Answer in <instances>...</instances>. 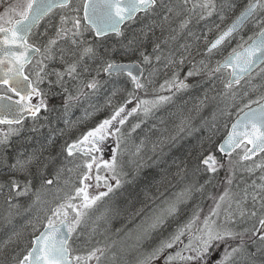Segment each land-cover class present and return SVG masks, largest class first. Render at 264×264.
Wrapping results in <instances>:
<instances>
[{"label":"snow or ice","instance_id":"snow-or-ice-1","mask_svg":"<svg viewBox=\"0 0 264 264\" xmlns=\"http://www.w3.org/2000/svg\"><path fill=\"white\" fill-rule=\"evenodd\" d=\"M184 3L187 4L188 0H184ZM70 5L71 0H26L22 7L9 6L0 15V86H3L0 89V125L8 126L6 130L0 131V147L7 146L11 136L19 135L23 131L26 115L33 118L34 123L31 130L33 132L39 130L35 121L39 117L41 109L48 111L49 108L43 98L44 93L39 89L38 85L43 83L47 76L55 75L56 77L54 82L49 81L50 85L55 84L63 87L65 77L79 79L77 69L85 58L96 59L99 57V53L93 47H81L80 43L75 39L76 36L82 35L81 18L79 16L72 17V27L66 28L64 25L68 18L62 15L61 28L56 33V39L50 38L43 47L29 43L30 36L45 17L57 9H66ZM158 5L164 6L161 0H84L82 6L83 19L88 22L97 37L108 36L109 33L114 34L116 37H124L122 25L126 22L135 21L139 13H144L145 15L152 13ZM197 7L206 10L207 16H211L216 9L214 0H203L202 3L193 4L190 11H195ZM234 7L235 5H229L230 9ZM258 9H264V0H252V2H249L240 11L239 15L219 32L214 40H206L208 45L206 51L211 54L214 49H217L226 40L233 37L234 34L241 32L247 24L252 22ZM72 10L79 12L80 8L75 7ZM168 11L172 12L173 9L169 7ZM177 14L179 15V13ZM200 18H205V12H201ZM163 19L167 21L168 17L165 16ZM220 19L223 21L225 18L221 16ZM189 23L190 19L182 21L180 30L187 28ZM255 27L258 31L254 35L249 36L247 41L239 44L237 46L239 50L234 48L223 61H218L216 67L209 73L211 75V73L230 69L229 79L225 82L227 89H231L234 84H240L245 76H251L257 68L264 71V18L256 22ZM69 33H71L70 37ZM61 38L68 39L76 50L61 46L59 48V60L65 64L64 71H58L55 68L50 72L45 71L48 68L46 61L57 59L55 49L58 40ZM146 38L147 33L141 30L140 36L128 38L127 42L122 44V47L125 52L139 50L142 63L151 64L153 56L146 54L140 47ZM169 39L175 40L176 36H170ZM241 40H243V37H241ZM164 43L167 44L168 40H165ZM184 47L187 50V46ZM111 51H115V49H106V52ZM153 53L157 63L162 58L172 65H183L185 62L184 57L176 60L171 53L165 57L159 43L154 45ZM66 56L75 57V59L69 62L65 59ZM99 58L103 61L102 71L107 73L109 77L127 76L131 79L136 89L144 88V84L141 83L142 69L139 62L121 63L110 57L107 59ZM34 60L36 61L35 81L25 74L26 66L32 64ZM200 64L201 67L193 64L184 80L179 78V72L177 71L171 80H166L165 84L161 85V90L171 91L175 88L176 91H180L189 88L190 85L185 82L187 77L199 75L207 67L204 61H201ZM97 74H99V71ZM97 87L98 81L95 79L81 81L77 88V94L75 96L69 94L67 100H79L80 96L86 95L85 88L94 91ZM64 90L67 91V88ZM9 93L14 94L18 99L13 100V96L9 95ZM129 95L131 96L132 94L130 93ZM33 96L40 97L37 104H32ZM170 99V96H161L158 100H142L131 112H136L140 106H143L144 115L147 116L159 103L167 102ZM130 102L131 100L128 101V103ZM253 103L259 104V101H253ZM65 107H67V103ZM245 107L249 110L244 112L241 109L243 116L239 117L232 125L230 134L224 140V143L219 146V150L226 153L229 158L233 151L245 143L252 146L244 149L242 158L245 160L251 159L252 155L257 152H264V104H260L255 109L251 108L250 105H245ZM124 112L125 108L123 105L118 107L110 119L103 120L97 127L88 131L82 139L63 146V151H66L68 157L78 154L89 156L93 152H100L99 145L112 134L113 121L123 125L127 115L131 114L128 113L125 116H121V113ZM118 117L119 120H117ZM17 125L19 127H15ZM135 127H139V125H135L133 130H135ZM115 132H120V128L116 127ZM117 147H119V138H117ZM46 150L44 147L34 149L32 154L27 157H24L23 152H21L14 163L9 164L6 159L0 160V163H3L15 173L26 177H32V168L36 167V174L43 177L48 163L54 160L53 156L44 155ZM96 160L97 157L92 156L91 162L85 163L84 166L88 171L82 174L81 184H83V187L76 188V196H69L66 203L51 210V215L47 217L43 231H40L39 235L35 237L32 241V247L23 259L18 261V264H88L93 258L99 260L96 253L101 252V249L91 251L86 256H73L69 247V239L72 233L76 231L82 217L86 215L85 212L79 209L91 208L96 201L108 194L107 192H102L99 195L90 197L87 192L89 185L84 184V181L90 179L89 173ZM202 163L206 166V170L211 172H216L220 167H223L213 155H208L202 160ZM102 165L113 173L112 178L116 179V186L119 187L120 181L116 178V156L113 155L111 161H102ZM79 166L77 165V167ZM100 166V164H97V169ZM63 171V168L57 170L55 174L57 181ZM68 171L71 172L73 169H68ZM249 171H252V169H249ZM95 178L97 182L101 179L99 174ZM261 179H264V177H261ZM228 183H232L231 178L228 179ZM52 184L53 179H42L40 187L33 191L32 179L25 180L23 187H21L19 179H12L9 187L15 191L17 196H26L31 193L35 198L33 204H37L41 202L42 195L46 191L45 185ZM106 186L108 192L113 190L111 185ZM258 187L261 190L260 194H251L252 208L246 207L247 190H245L244 197L239 200H235V194L228 189L219 197H212L214 206L203 220L200 217L201 210L197 209L194 211L186 223L177 227L166 238L160 239L158 245L144 256L140 264H152L153 260L158 259L167 249H171L177 244L183 245L181 252H177L175 255H168L165 264H170L171 261L176 259L191 262V264H235L237 254H243L245 258H249L254 257L257 253H264V184ZM76 197L82 198V203L79 206L70 202ZM180 202L178 198L168 204L165 209L151 216L143 228L141 239H150L152 233L163 229L168 219L179 213ZM233 204H235L234 209ZM67 208L75 210V217L71 220L68 219L69 213L65 210ZM222 210L224 218L223 222L219 223ZM249 221H254L250 227L239 228L240 224H246ZM185 236L188 238L187 244H184L182 240V237ZM245 236H249L255 246L256 251L254 253L248 252L245 247ZM236 241H239V243H233ZM182 252L191 254L184 256ZM250 264H264V260L257 262L252 259Z\"/></svg>","mask_w":264,"mask_h":264},{"label":"bare ground","instance_id":"bare-ground-1","mask_svg":"<svg viewBox=\"0 0 264 264\" xmlns=\"http://www.w3.org/2000/svg\"><path fill=\"white\" fill-rule=\"evenodd\" d=\"M244 2L245 0H218L217 7L225 11L229 8L230 4L235 5L233 11L231 12L229 9L228 12L229 15L233 13L232 18L235 19V17L239 15L240 11L242 10L241 9L238 11L236 9L240 7L241 3ZM174 18L175 17L167 21L164 20L167 25L170 26L171 30L177 29ZM186 19H190L189 26L192 27V29L189 32L184 31L181 37L176 38L175 41L168 40L167 44L161 46V51L164 53L165 57L169 53H171L173 58L176 60L184 57L185 62L183 65L168 64V61L164 58H162L161 61L157 63L154 59L155 54L153 53V50H149L148 47H145L144 52L153 56V61L151 64L142 63V58L140 57L139 53L126 54L117 50L116 54H114L115 51H113L110 55L108 54L106 57H103L105 59L110 57L116 62L121 63H142H140V65L143 67L141 83L144 80H147L148 84L145 86V89H138L141 92V96L137 100L136 106H138L139 101L158 100L159 97L164 95L166 96L167 92H160L161 84L165 83L166 80L172 79L174 73L177 71L179 72V76L187 74L193 65L188 62V53L194 46L195 47L191 53L195 52V55L198 53L197 58H199V62L196 64L197 67L201 66V61L214 54V52L209 54L206 51L208 45L205 44V53L202 52L203 55L199 56V52L202 49L200 50L201 45L197 43L198 39H201L203 44L206 43L205 38H202L203 33H201V36L199 37V33L202 31L204 32V30H206L208 27L206 21L203 20L204 18L196 19V17H181L180 20L184 21ZM132 32H130V34ZM130 34L129 37L128 35L126 36L123 43L127 42V37H131L132 34ZM190 34H192L189 39L191 43H185L186 40L184 39V36ZM205 37L207 36L205 35ZM88 42H84L83 44L80 43L81 47H83ZM157 43L160 44L161 40H157L154 44ZM179 43L181 44L179 45ZM184 46H187L188 49L185 50ZM95 47L97 51H101L108 46L105 44H97ZM73 50H76L75 46L73 47ZM56 55L57 59L53 61H46L48 68L45 71L50 72L53 68L64 71L65 64L62 63L58 58L60 55L59 49H56ZM130 58L137 60L129 61ZM65 59L71 62V60L75 59V57L66 56ZM102 63L103 61L100 58L94 61H85L84 59L79 66H87V69L86 71H83V74L80 76L79 80L70 79L71 84H73L72 86H68L67 83L63 87L57 85L59 87H55L56 89L48 96V99L53 103L52 114L44 120V123L37 126L39 130L33 132L31 129H29L27 131V139L24 142L19 139L6 152H3L2 155L0 154V160L6 159L8 162L13 156L20 155L21 152H23L24 157H27L32 154L34 149H40L41 147H44L47 149L44 155H52L54 157V160L48 163L43 177H40L36 174V167L32 168L33 176L26 177L15 173L3 163H0V175H6V178L9 179V185L12 179H19L23 187V182L25 180L32 179V189L35 191L40 187L42 179H53L54 184V173L56 174L58 169L63 168L64 171L62 173H65V171H68V169L75 168V164L72 165L73 160H71L70 164L67 161L73 157H69L68 159L66 151H63V146L80 140L81 137L88 130H91L92 127L95 126V123H97L100 118L106 114L107 109L104 104L98 105L99 108L92 110L91 107L95 105V102L91 103L90 105H84L80 107V103L72 104V101H68L67 96L69 94L74 95L77 93V88L81 81H88L92 79L98 81V87L96 90H94L95 92L92 89L87 90L85 88V96L88 94H93L97 101H102L108 94L113 93L111 90V84L115 81V79L106 76L105 72L102 71ZM98 71L99 74H97ZM205 73H207V71H204V74ZM102 74L104 77L103 79L101 78ZM200 74L193 77H188L194 79V83L190 91L178 96H170L167 94V96L171 97L169 101L159 103L157 107H155L149 113L148 118L146 117V119L142 118L141 120L135 121L134 126L138 124L139 127H136V129L133 131V135L126 139L124 154L120 156L117 162V173L118 175L122 174L123 181L122 179L120 180L123 184L125 182L129 186L135 185L136 187V184L138 183V189L142 190L140 200L143 202L142 204H133L134 201L131 200L129 202V207H131L129 214H132L137 209L141 211L151 200H154L155 203L152 207L146 208L143 210V212L141 211L139 215L138 213L132 215V217H137H135L132 222L127 223L128 226H126L125 232H116L112 236L107 237L106 247L110 248V252H113L108 254V256L115 257V263L120 262V264H138L140 257L134 259L126 258L133 255L136 251L138 255L142 252L141 249L143 248L150 249L152 247H156L160 239L166 238L176 229V227H179L187 222L188 218H190L193 214L192 208L195 204L207 202L210 197L213 195L215 196V194L218 192V189L216 188L217 182L219 180L218 177L211 178L203 168L204 165L202 164V160L208 155L204 156L202 159L201 157L197 158L194 164L191 162V160L185 159L183 155H181L183 148L186 146L191 147L193 141H195V136L197 135L195 131L197 132L200 130L201 132L204 130L206 134H210L207 136L209 138L212 135L217 137L221 136L220 133H217L211 129V131L209 130V126L213 125L214 123L215 116L213 115L216 113L219 114L218 112H215L212 115V108L217 104H221V100L218 99L219 97L217 94L215 96H213V94L207 96V85H205V82L200 80ZM51 76L52 75L46 77V84L48 83V87L45 89L46 93H48L50 87L52 86V84H49V81L52 79ZM119 81L121 83L120 87L118 88L120 95H117V98L122 100L123 95H127L128 92L126 91V86L123 84V82L121 80ZM65 88H67V91L64 90ZM64 97L65 101L63 100ZM93 100L95 101V99ZM66 103L67 107H65ZM193 104H196L198 107L189 108V105L191 106ZM185 105L188 112H185L183 109ZM101 107L103 109H100ZM224 110H226V108H223L221 112ZM85 111L86 114H84ZM216 126L220 127L218 122L216 123ZM74 157L77 158L79 156L76 155ZM8 163L11 164L10 162ZM68 165L71 167L69 168ZM148 174H153L155 176H153L152 179H148ZM195 180L198 182V185L189 192L186 186L188 184L194 183ZM53 184L45 185L46 191L43 193L41 200L43 204L46 202V194L49 192V189H51ZM1 185L2 183H0V186ZM6 191L7 189L0 187V194L5 193ZM181 192H184V195L181 199H179L181 201L179 203V213L174 217H170L163 229L152 233L150 239H141L143 228L148 222L149 218L165 209L168 204L176 201V198L181 195ZM137 194H139L138 190ZM202 194L206 196L204 201L201 197ZM191 195L192 202L190 201L189 203L185 204L187 202L186 199H189ZM34 199V196L29 193L26 196H18V198L15 200L17 202L22 201L24 209H29L33 206ZM47 208L49 207L46 206L45 211H47ZM197 209H199V207L196 208V210ZM119 218H121V216ZM252 222L253 221H249L248 223L243 224L244 227L241 225L239 228L243 229L245 227H250ZM43 225L38 231L33 233L28 232V228L25 227L24 233L19 235L20 249L18 250H20V253L21 250L23 252L26 244L32 241L36 235H39ZM115 229L118 230L117 228ZM123 230L124 229L122 228L120 231ZM9 232H11V228H5L3 233H0V239L4 238L5 235L8 236ZM24 242L25 245L23 246ZM127 252L128 254L124 256V254ZM177 252H179V248L173 247L171 249H167L162 256L167 257L168 255H175ZM1 254L7 257L11 256L7 255L6 251L0 248V256H2ZM257 255L258 256L249 257L250 260L252 258L257 259L259 256H262L261 253H257ZM19 256V251H17V254H15L14 258L17 259ZM243 257V254H240L236 258V263L239 262L241 264V259L243 261L245 258ZM247 264H250V262Z\"/></svg>","mask_w":264,"mask_h":264},{"label":"rangeland","instance_id":"rangeland-1","mask_svg":"<svg viewBox=\"0 0 264 264\" xmlns=\"http://www.w3.org/2000/svg\"><path fill=\"white\" fill-rule=\"evenodd\" d=\"M25 3H26V0H0V15H2L9 6L22 7ZM83 3H84V0H77L74 3H72L71 6L69 8H67L66 10L56 12L52 16H50L47 20H45L43 22V24L38 29V31H36L35 35L32 37L31 42L33 44L40 46V47H43L50 38L56 39V33L61 28V16L62 15L66 16L68 18L67 22L64 25V27H66V28L72 27L71 18L74 16H79L81 18V22H83V20H82ZM161 3L164 6L158 5L159 9H163V10L166 9L167 10L166 16L168 17V20L171 19V17L169 16V14L171 12L168 11V8L173 6V4H174L173 0H161ZM215 5H216V9L213 12V14L211 16H207V14H206L205 18L203 19L206 21L207 26H208L206 28V31H204V34H206V36H207V37H205V41L208 40L209 36L212 35L213 33H215L216 31L219 32V30L221 29V26L224 24V22L226 21V18L229 15L228 12H229L230 8L223 11L217 7V3ZM231 5H233V4H231ZM75 7H79L80 11L79 12L73 11L72 9ZM233 9L234 8H231L230 11L232 12ZM201 10H203V9H201ZM175 11H176V9H175ZM203 11L206 12V10H203ZM221 16H223L225 18L223 21H221V19H220ZM262 18H264V9L260 10V12L256 16V18L247 27L246 30H248V34L245 36V34H246V30H245L242 34H240L239 36H237L236 38L231 40L227 44V48L230 47V45H232V44L239 45V44L243 43V41H247V37H249V35H251V36L254 35L253 33H255L258 30L255 27V23L258 22ZM217 25H219V27H217ZM83 27H85V25L81 24L82 35H78L75 37V39L79 43H82V44L84 42L90 41V40L86 39V37L89 36V32L87 30H85ZM48 30L52 31L51 34H50V31H48ZM46 36H48L47 39H45ZM70 36H71V33H69V37ZM200 36H201V32L199 33V37ZM241 37H243V40H241ZM189 38H190V35L188 36V39ZM199 40L200 39H198V41ZM61 46L65 47V48H70V49H73V47H74L73 45H71V43L68 39H64V38H61L58 40L56 49H59ZM56 49H55V51H56ZM213 59H214V55L208 56L207 59L203 60L204 64L207 65V67L204 69V71H208L211 69ZM35 64H36V61L34 62L31 69L29 70V75L32 77L33 80H36ZM199 67H201V66H199ZM204 71H202L201 73H203ZM45 80L46 79H44V81ZM142 83L144 84V89H145V86L148 84L147 80H144ZM41 84H43V83H41ZM41 84H39V85H41ZM120 85H121L120 81L115 79V81L111 84V86H112L111 90L113 93L108 94L109 96L107 95L103 100L101 99L102 101L99 100L100 102L96 100V97L93 94H88L87 96H85V95L80 96L79 100H77L76 102L80 103V107L84 106V105L87 106V105H90L91 103L95 102L94 103L95 105H93L91 107L92 110L99 108L98 105H104L105 104L107 111H106V117L103 118L104 120L110 119V116H112L114 114L115 110L118 107L123 105L125 108V111H126L127 106H131L130 111L128 110V112L131 114L127 115L126 123H124L123 125H119L116 121L113 124V128H114L115 124H117V127H119V128L122 127V128H120V132H118V133L115 132V128H116L115 127L114 129L112 128L113 130L111 129L112 134L108 136L111 138V143L113 142L114 147L117 146V138L120 139L119 141H121V144L119 146V149H120L121 156H122L124 154V147H125L126 139L133 135L134 130L132 128L134 127L135 121L141 120L142 118L146 119V117L148 118L149 114L147 116L144 115L143 106H140L138 111L131 112V110L133 108H136L137 106L135 104L132 105L131 103H128L127 95H123L122 100L117 101L118 100L117 95L118 96L120 95L119 90H118ZM132 86H134V85L132 84ZM231 96H233L235 98V100H234L235 103L222 112L220 110L217 111L219 114H217L215 116L216 120L214 118V123H213V125L209 126L210 127L209 130L211 129V130L218 132V133L225 131L229 117L232 116L233 113L241 112V109L244 110L247 108V107H245V105H250L253 103V101L260 100L262 97H264V71H259L255 76H253L250 80H248V83L241 85L233 93L231 92ZM93 99H95V101ZM100 109H103V108L101 107ZM183 109L185 110V112H188L186 105L184 106ZM233 111H235V112H233ZM84 114H86V111L84 112ZM80 117H83V116H80ZM102 121L103 120L95 123V125L98 126ZM217 122H218L220 127L216 126ZM32 126H33V123H27L23 127V131L19 135L11 136L9 144L7 146L0 147V154L2 155L3 152H6L10 148L12 143L15 141V139H21L22 142H24L27 139V131L29 129H32ZM6 129L7 128L0 127V131H4ZM135 129H136V127H135ZM88 131H90V130H88ZM87 132L84 135H86ZM195 133L199 134L200 130H198L197 132L195 131ZM82 137H81V139H82ZM121 138H123V141L121 140ZM244 149L245 148H243L239 154H237L235 157H233V159L229 160V162L226 164L225 168H226L227 177H226V180L224 181V184L222 186L221 191L219 190L216 196L219 197L220 195L223 194V192L226 189H228L233 194H235L234 199L239 200L242 197H244L245 190H247L248 196H247L246 207L252 208L251 194L256 193L259 195L261 190L258 186L261 184H264V179H261V177H264V166H262V165H264V156L258 158L257 160H255L253 162L243 163L241 157L244 153ZM78 156L79 157H77V158L73 157L70 159L67 156L69 159V160H67L69 162V164L71 163V160H73L72 165L75 164V168H72L73 171H71V172L65 171V173L61 174L60 179L58 181L55 179V183L53 184L51 189H49V192H47V194H46L47 200H46V202H44V204H43V202L33 204V206L29 209H24V207L22 205V201L17 202L15 200L18 198V196L15 194V191L9 187V184H8L9 179H7L6 175H4V174L0 175V183H2V185L0 187L3 189H7V191L5 193L0 194V227H1L0 233H3L5 228H8V227L11 228V232L8 233L9 235L8 236L5 235L4 238L0 239V248L4 249L6 251V253H9L11 255L14 252L17 253V251H20V250H18V249H20V246H19L20 239L15 238V237L19 234L24 233L25 227H27L28 232H31V233L38 231L39 228L45 223L47 217L50 216L49 214H51V210L53 208L59 206L69 196H73L74 194H76L75 193L76 188L83 187V184H81L82 174L88 171L84 165L86 162H91V158L87 157V156H83L82 154H80ZM99 156H100V160H97L96 163L93 164V168H92L91 172L89 173L90 179H88L87 181H84V184L89 185L87 192H88V195L90 197L95 196V195H99L102 192H107L108 194L106 196L101 197L98 201H96V203L91 208L79 209L80 211L85 212L86 215H84L82 217L80 225L77 227L76 231L73 232L74 233L73 237L74 238L79 237L78 233H80V234H83V238H85V239L89 238L92 240L93 243H97V244L103 243L104 244V243H106L107 237L112 236L116 232H125L126 226H128L127 223L132 222L134 220V218L137 217V216L132 217V215L137 214V213L139 215L141 213V211L143 212V210H145L146 208L152 207L154 205L155 201L151 200L150 202H148L147 205L144 207V209H142L141 211L139 209H137L132 214L128 213L127 216L124 215L126 212L131 211V207H129L130 206L129 205L130 200L128 203L126 202L128 200V198H135V201L133 200L134 201L133 204H138V203L142 204L143 203L140 200L141 199L140 195L142 193V190L138 189V183L136 184V187H135V185L129 186L125 182H124V184L121 183L120 179H122V181H123V177H122V174L118 175L117 167H116V178L119 179L120 186L119 187L116 186V179L112 178L113 173L109 172L102 165V161H111V159L113 157L111 149L108 146H106V148L101 151ZM16 157H17V155L13 156L12 160H10L8 162H10V163L14 162ZM119 157L120 156L117 153L116 154V161L117 162H118L117 159ZM97 164L101 165L99 167V169H97ZM77 165H80V166L77 167ZM68 167L70 168L71 166L68 165ZM229 169H231V171H229ZM249 169H252V171H249ZM204 171L211 178H216L219 170L216 172H211V171L206 170V168H204ZM97 174H99L101 177L99 182H97V180L95 178L97 176ZM54 175H55V173H54ZM148 176H149L148 179H152V177L155 175L148 174ZM54 178H55V176H54ZM229 178H231V180H232L231 184L228 183ZM66 181H67V183H66ZM106 185H111L113 190L111 192H108V188ZM197 185H198V182H196V180H195L194 183L188 184L186 186V188L190 192V190H192ZM21 187H22V185H21ZM137 190H138L139 194H137ZM183 193L181 192L180 194H183ZM113 194H114V197H113ZM112 197H113V199H111ZM179 197L178 198L181 199L183 197V195H180ZM201 197H202L203 201L206 198V196L203 194L201 195ZM178 198H176V200ZM75 199H76L75 201L71 200L70 202L72 204L79 206L82 203V198L76 197ZM109 199H111V200H109ZM186 200H187V202L185 204L189 203L190 201L192 202V195L189 197V199H186ZM210 204L212 205V207L214 206V200L213 199L211 200ZM17 205H18V207H17ZM199 205H200V203L196 204L194 206V208H192V212H194L196 210V208H198ZM46 206L49 207V208H47V211H45ZM258 206L259 205L257 203V207ZM234 208H235V204H233V209ZM65 210L69 213V216H68L69 220H71L75 217V214H76L75 210H73L71 208H67ZM122 215H124L125 217L119 218ZM190 218H188V220ZM204 218L205 217L201 218V220H203ZM223 218H224V212L222 210L221 215H220V219L218 222L222 223ZM241 225H242V227H244L243 224H240L239 227H241ZM234 227H235V225H234ZM115 228H117L118 230H116ZM122 228L124 230L120 231ZM34 229H38V230H34ZM112 231H114V232H112ZM94 237H96V238L93 239ZM182 240L183 241L185 240L186 242H184V244H187V242H188L187 236L182 237ZM249 243L252 244L251 241H244L245 245H248ZM24 245H25V242H24L23 246ZM17 247H19V248H17ZM175 247L180 248V247H183V245L177 244ZM153 248L154 247H152L150 249L143 248V249H141L142 252L139 253L138 255H137V251H136L133 255L128 256L126 259H134V258L140 257V259L138 261V264H140V261L144 258V256L146 254H148L149 252H151ZM82 251L84 253H88L91 250L88 247H83ZM105 252H107V253L101 257V255ZM128 252L126 254H124V256L127 255ZM179 252H181V250ZM111 253H113V252H110V248H107L104 252L99 253V255H97V256L101 257V259H100V262L98 264H120V262L115 263V260H116L115 257L106 256V255L111 254ZM190 254L191 253H189V252H182V255H184V256H187ZM114 256H116V255H114ZM12 257H13V255H12ZM3 259H5V257L0 256V264L5 263ZM158 259L153 260L152 263L157 261ZM102 262H105V263H102ZM171 263H174V264H176V263L191 264V262L182 261L180 259L173 260L170 262V264ZM95 264H97V263H95ZM163 264H165V263H163Z\"/></svg>","mask_w":264,"mask_h":264},{"label":"trees","instance_id":"trees-1","mask_svg":"<svg viewBox=\"0 0 264 264\" xmlns=\"http://www.w3.org/2000/svg\"><path fill=\"white\" fill-rule=\"evenodd\" d=\"M202 2H203V0H188V3L185 4L184 0H173L174 4H173V6H171L173 11L169 14V16L171 18L175 17L174 19L176 21V26H177V29L175 31L171 30L170 26H168L167 23L163 19L166 16V14H167V10L166 9L165 10L159 9V6H157V8L152 13H150V14L144 16V17H140L134 23L126 26L123 29L124 37H111V38H107V39L99 41L93 36V34L88 29L83 27L85 30H87L89 32V36L86 37V39L90 40V42L86 43L83 47H88V46H91V47L94 46L95 47V45H97V44H105V45H107L108 47H106L104 50H101V51H97L96 47L95 48L93 47L99 53V57H106L108 54L110 55L113 51L106 52V49H113V48L115 49V53L114 54L117 53V50L119 52H124L126 54L139 53V50L134 51V52L133 51L125 52V49L122 47V44H123V41L126 38V36L128 35V37H129L130 32L135 30V31H133L131 33L132 35L130 34L131 37L140 36L141 35V30H143L144 32L147 33V38L144 39L143 44L140 47H141V49L143 51L145 50V47H148L149 50H153V47L155 45L154 43L157 40H161L160 45L163 46V45H165V43H164L165 40L175 41V40L169 39L170 36H176V38H180L184 31H188L189 32L192 29V27H190L189 24H188L187 28L183 29L182 31L180 30V24L182 22L180 19H181V17H184V18L185 17H187V18L196 17V19H201L200 18V14L203 11V10H201V8L197 7L195 9V11H190V9L192 8L193 4H199V3H202ZM214 2L216 4V3H218V0H214ZM249 2H252V0H245V2L241 3L240 7H238L236 10L239 11V10L243 9ZM175 9H176V11H175ZM203 12H205V11H203ZM177 13H179V15ZM232 14L228 15L226 21L221 26V29L219 30V32L222 31L224 28H226L234 20L232 18ZM205 15H206V12H205ZM81 24H83V23L81 22ZM48 31H50V34H51L52 31L51 30H48ZM204 31H206V30H204ZM219 32L216 31L215 33L210 35L207 41H212L214 38H216V36L219 34ZM201 33H203L202 38L204 39L206 34H204L203 31ZM247 34H248V30H246L245 36ZM253 34H255V33H253ZM191 35L192 34H190V36ZM188 36L189 35L184 36V39L186 40L185 43H191L190 40H189L190 38L188 39ZM249 36H251V35H249ZM128 37H127V39H128ZM47 38H48V36L45 37V39H47ZM247 40H248V37H247ZM181 43H179V45ZM197 43L201 45L200 46V50L201 49L202 50L199 52V56L200 55L202 56L203 55L202 52L205 53V47H206L205 44L206 43L203 44L201 42V39ZM237 46H238L237 44H232L228 48H227V46H225L222 50L214 53L213 54L214 55V59H213L210 71L208 70L207 73L204 74V72H203L202 74H200V80L205 82V85H207V89H206L207 96L208 95L210 96L212 94H213V96H215L217 94L218 97H219L218 99L221 100V104H217L218 102L216 101L217 103L216 102L215 103L217 105L213 106V108L211 107L212 108V115L215 112H217L219 110L221 111L223 108L227 109V108H229L230 106H232L234 104L235 98L233 96H231V92L233 93L240 86H237V87H234V88H231V89H227L225 87V82L227 81V76H228L227 73H225V72H222V73H219V74L211 73V75L209 73L211 72L212 69L215 68V66H216L218 61L223 60L226 56H228L232 52V50L234 48H237ZM194 47L192 48L191 51H193ZM237 50H238V48H237ZM191 51H189V53H188V58H189L188 62L191 63V64H195L196 65L199 62V58H197L198 53L195 55V52L191 53ZM98 58H96V59L85 58V61H90V60L94 61V60H98ZM135 60H137V59H134V58H130L129 59V61H135ZM139 63H141V62H139ZM189 63H187V64H189ZM86 69H87V66H79V69H78L79 76H81L83 74V71H86ZM58 71H62V70L58 69ZM51 77H52L51 81L54 82L56 80L55 75H52ZM185 77H186V75H180L179 76V78L182 79V80H184ZM101 78L102 79L104 78L103 74H102ZM70 79L71 78H69V77H65L64 86H65L66 83L68 84V86H72L73 85V84H71V80ZM185 82L190 85V87L187 88V89L176 91V89L173 88L171 91H168V90L162 91L161 90V86H160V92H167L166 95L168 94L170 96H178L180 94H183L184 92L187 93L192 88L193 83H194V79L187 77ZM246 83H248V81ZM164 84L165 83H162L161 85H164ZM125 86H126V91L128 92V94H127L128 101L131 100L130 103L132 105L133 104L136 105L137 104L136 103L137 100L141 96V92L138 89H136L135 86H132V83L130 82L129 79H127ZM47 87H48V83L47 84L45 83L42 86V88H41V91L44 93V97L43 98L46 100V103H47L48 108H49L48 111L44 110L43 114H41L42 120L47 119L52 114V108H53L52 105H53V103L48 99L49 98L48 96L50 95V93H52L56 89L55 87H59V86H57L55 84H52V86L50 87L48 93H46L45 89ZM87 90H89V89H87ZM130 93L132 94L131 96L129 95ZM76 94L77 93H75L74 96ZM63 100L65 101V97L63 98ZM262 100H264V99L261 98L260 100H257V101H259V103H260ZM64 101H63V103H64ZM117 101H120V100L118 99ZM256 104L257 103H252V104H250V107L254 106ZM192 107H198V106L196 104H193L191 106L189 105V108H192ZM130 109H131V106H129V111H130ZM246 109H244V110H246ZM233 112H235V111H233ZM241 112L233 113V115L229 117V120H228L227 126L225 128V131H222L220 133L221 136H219V137L212 135L209 138L207 136H209L210 134H208V133L206 134L205 131L202 130L199 134H197L195 136L196 139H195V141H193L191 147H187L186 146L185 148H183V150L181 151V155H183V157L185 159L191 160V162H193V164H194V162H195V160L197 158L201 157V159H202L206 155H213L214 157H218L217 149H218V146H219L220 142L225 137V135H226V133L228 131V128L231 125V123L234 121V119ZM216 115H217V113L214 114L213 116H216ZM6 158H7V156H6ZM231 159H233V157ZM231 159H229V160H231ZM10 160H12V158ZM229 160L228 161H223L221 163L223 165V167L219 168L218 175L216 176L220 180V181L218 180L217 185H216V188L218 189V191L219 190L221 191L222 186L224 184V181L226 180L227 174H226V168L225 167H226V164L229 162ZM203 168H205V167H203ZM217 193L215 194V197H217L216 196ZM212 197H210L211 199L209 198L206 203L205 202H201L200 205L198 206L199 209L201 210L200 211V217L201 218L206 217L209 214V211L212 208V205L210 204V202L212 200ZM129 200L130 201L131 200L135 201V198H128V200L126 202H129ZM61 204H63V203H61ZM194 206H193V208H194ZM129 212L130 211L126 212L124 215H127ZM124 215H122L121 217H125ZM19 235H17L15 238L19 239ZM244 241H251V239H249V236H246V237H244ZM233 243H239V242L236 241V242H233ZM245 247L247 248L248 252H250V253H254L256 251L255 250V246L250 244V243L248 245H245ZM261 254H262V256H259L257 259H255V258H252V259H255L257 262H259L261 260H264V253H261ZM239 255L240 254H237V256L235 257V264H240L239 262L236 263V258ZM255 256H258V255L256 254ZM249 262H250V258H244L243 261L241 259V264H247ZM176 264H181V263H176Z\"/></svg>","mask_w":264,"mask_h":264},{"label":"flooded vegetation","instance_id":"flooded-vegetation-1","mask_svg":"<svg viewBox=\"0 0 264 264\" xmlns=\"http://www.w3.org/2000/svg\"><path fill=\"white\" fill-rule=\"evenodd\" d=\"M114 79V78H113ZM115 79H120L122 82H123V84L124 85H126V81H127V79H130L129 77H126V76H123V77H119V78H115ZM130 81H131V79H130ZM72 104H74V103H72ZM78 104V103H77ZM126 112V111H125ZM121 113V116H125L126 115V113ZM102 117H106V114L105 115H103ZM110 118H111V116H110ZM101 119V118H100ZM119 119V117L117 118V120ZM101 120H104L103 118L101 119ZM101 120H99V121H101ZM98 121V122H99ZM116 121H113V124L115 123ZM27 123H34V121L33 120H28V121H26L25 122V124L23 125V126H25ZM35 123L36 124H42V123H44V120H36L35 121ZM125 123H126V120H125ZM95 127H97V125H95V126H93L92 127V129L93 128H95ZM115 127H117V124H115L114 125V128ZM113 128V129H114ZM120 128H122V127H120ZM112 129V130H113ZM111 130V131H112ZM125 132V131H124ZM19 139H15V141L12 143V145H14V143L16 142V141H18ZM120 140V139H119ZM121 140L123 141V138H121ZM120 144H121V141H119V146H120ZM11 145V146H12ZM10 146V147H11ZM106 146H108L110 149H111V152H112V155H115L116 156V154L118 153V155L119 156H121V152H120V149H119V147L117 148V146H113V142L111 143V138L110 137H108V138H106L104 141H103V143L102 144H100L99 145V147H100V149H101V151L102 150H104L105 148H106ZM101 151L100 152H93V153H91L89 156H87V157H92V156H96L97 157V160H100V153H101ZM67 154V153H66ZM79 155V154H78ZM77 155V156H78ZM74 157V156H73ZM120 158V157H119ZM119 158L117 159V160H119ZM96 160V161H97ZM73 235H74V233H72V235H71V240H70V242H69V247H70V249L72 250V254H73V256H75V255H80V256H86L88 253H84L83 251H82V248L83 247H88L91 251H94V250H96V249H101L102 251L101 252H97L96 253V255H99V253H102V252H104L106 249H107V247H106V243H100V244H97V243H93L92 242V240L91 239H89V238H83V234H80V233H78V235H79V237H77V238H74L73 237ZM36 236H38V235H36ZM96 237H94L93 239H95ZM35 239V238H34ZM33 239V240H34ZM32 240V241H33ZM85 240V241H84ZM32 241H30L28 244H26V246L24 247V250H23V252H22V250H21V253H20V251H19V258H17V259H15L14 258V256H15V254H17V253H12L11 254V256L10 257H7V256H5V255H3V254H1L2 256H4L5 257V259H3L4 260V262L5 263H1V264H18V261L19 260H21V259H23V257L27 254V252L30 250V248L32 247ZM90 251V252H91ZM7 255H10L9 253H6ZM105 253H103L102 255H101V257L104 255ZM12 255H13V257H12ZM101 257H99V260H97V259H95V258H93V259H91L89 262H88V264H95V263H99L100 262V259H101ZM2 260V261H3ZM1 261V262H2Z\"/></svg>","mask_w":264,"mask_h":264},{"label":"water","instance_id":"water-1","mask_svg":"<svg viewBox=\"0 0 264 264\" xmlns=\"http://www.w3.org/2000/svg\"><path fill=\"white\" fill-rule=\"evenodd\" d=\"M73 1H74V0H71V2H73ZM57 10H58V9H57ZM259 10H260V9L257 10V13L259 12ZM55 11H56V10H55ZM257 13H256V14H257ZM141 14H144V13H139V14L137 15V17H138L139 15H141ZM47 17H48V16H47ZM254 17H255V16H254ZM254 17H253V18H254ZM45 18H46V17H45ZM45 18H44V19H45ZM44 19H43V20H44ZM84 22H85L86 26L90 28V26L88 25V22H87L86 20H84ZM130 22H132V21H130ZM130 22H126L124 25H122V28H123L125 25H127L128 23H130ZM93 32H94V31H93ZM239 33H240V32H239ZM239 33H238V34H239ZM94 34H95V32H94ZM236 35H237V34H234L233 37H231V38H229L228 40H226L221 46H219L217 49H214L213 52H215V51L219 50L220 48H222L227 42H229V41H230L232 38H234ZM109 36H114V34L109 33L108 36H104V37H97V36L95 35V37H96L97 39H102V38L109 37ZM29 66H30V64L26 66L25 70H26L27 67H29ZM140 67H141V69H142V75H143V68H142L141 65H140ZM258 70H259V68H257V69L251 74V76H245V78L241 80L240 84L244 83L246 80H248L250 77H252V76H253ZM224 71H228V72H230V69H229V70H224ZM216 73H219V72H216ZM105 74H106V76H108L107 73H105ZM141 77H142V76H141ZM240 84H238V85H240ZM238 85H235V84H234L233 87L238 86ZM0 87H3V86H0ZM33 97H36V96H33ZM17 98H18V97H17ZM260 104H264V101L261 102ZM260 104H258V105H256V106H253V107H251V108L255 109V108L259 107ZM248 110H249V109H247L246 111H248ZM246 111H244V112H246ZM241 116H243V113H242L240 116H238V117L236 118V120L231 124V126L229 127V130H228V132H227V134H226V136H225L224 139L221 141L220 145L224 143V140L227 138V136H228V135L230 134V132H231L232 125H233V124L237 121V119H238L239 117H241ZM28 118H32V117L26 115L25 120L28 119ZM220 145H219V146H220ZM244 146H246L247 148H251V147H252L251 145L245 143V144H243L240 148H237L235 151H233L232 154H231V157H232L235 153H237V152H238L242 147H244ZM218 154H219L220 158H221L223 161H226V160L229 159V157L226 155V153H223V152H221V151L219 150V147H218ZM243 155H244V154H243ZM262 155H264V152H257L255 155H252L251 159L245 160V159L242 158V160H243V162H251V161L257 159L258 157H260V156H262ZM242 157H243V156H242ZM216 160H217V159H216ZM202 164H203V163H202ZM203 165H204V164H203ZM204 166H205V165H204Z\"/></svg>","mask_w":264,"mask_h":264}]
</instances>
